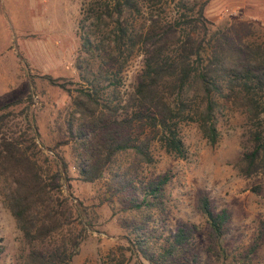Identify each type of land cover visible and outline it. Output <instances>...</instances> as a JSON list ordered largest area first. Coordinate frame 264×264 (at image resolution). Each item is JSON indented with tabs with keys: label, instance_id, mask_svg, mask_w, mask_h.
Here are the masks:
<instances>
[{
	"label": "trees",
	"instance_id": "1",
	"mask_svg": "<svg viewBox=\"0 0 264 264\" xmlns=\"http://www.w3.org/2000/svg\"><path fill=\"white\" fill-rule=\"evenodd\" d=\"M209 1L91 2L79 22L78 81L39 76L70 106L62 135L50 146L39 138L32 91L0 105V197L21 234L19 264L72 263L96 207L74 198L72 183L103 178L97 206L107 204L117 215L142 263L195 264L187 253L201 235L217 253L230 231L229 212L202 196L203 232L179 225L156 235L149 221L156 215L165 222L172 176L142 174L154 164L155 145L186 158L184 125H196L215 145L221 115L238 111L244 125L234 167L245 178L264 176V46L240 47L217 29L206 16ZM138 55L142 68L124 89L123 72ZM232 264H250V257Z\"/></svg>",
	"mask_w": 264,
	"mask_h": 264
},
{
	"label": "rangeland",
	"instance_id": "2",
	"mask_svg": "<svg viewBox=\"0 0 264 264\" xmlns=\"http://www.w3.org/2000/svg\"><path fill=\"white\" fill-rule=\"evenodd\" d=\"M93 1L101 4L105 0H0V105L32 91L35 121L44 146L61 137L70 106L62 91L39 76L78 81L79 22ZM206 16L238 46H264V0H210ZM142 64V55L128 63L123 72L124 89L134 84ZM243 125L242 113H223L215 145L202 137L196 125H184L181 137L186 158L168 155L155 145L154 164L142 171L147 179L167 172L172 176L166 189L165 222L156 215L149 221L156 235L172 233L179 225L195 226L203 232L202 196L218 210L229 212L230 231L217 249L220 257L208 250L204 235L197 236L187 253L189 259L195 256V264H232L244 256L250 257V264H264V176L245 178L234 167L241 152ZM66 158H70L69 150ZM105 180L72 183L73 197L89 208L96 207L92 229L71 264H145L130 252L117 215L107 204L97 206ZM20 244L21 234L0 197V264H19ZM253 247L256 249L249 254Z\"/></svg>",
	"mask_w": 264,
	"mask_h": 264
}]
</instances>
